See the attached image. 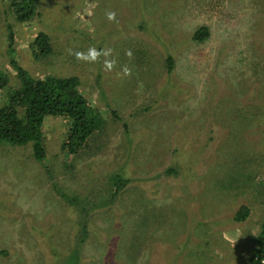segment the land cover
Instances as JSON below:
<instances>
[{
    "label": "rangeland",
    "instance_id": "374dc122",
    "mask_svg": "<svg viewBox=\"0 0 264 264\" xmlns=\"http://www.w3.org/2000/svg\"><path fill=\"white\" fill-rule=\"evenodd\" d=\"M11 58L77 77L101 123L67 154V121L46 118L44 164L0 141V264H248L264 221V0H39L26 23L0 0V107Z\"/></svg>",
    "mask_w": 264,
    "mask_h": 264
},
{
    "label": "trees",
    "instance_id": "16d2710c",
    "mask_svg": "<svg viewBox=\"0 0 264 264\" xmlns=\"http://www.w3.org/2000/svg\"><path fill=\"white\" fill-rule=\"evenodd\" d=\"M38 1L10 0L11 12L16 21L18 23L30 21L35 14ZM208 37L209 31L203 26L191 34L190 41L201 43ZM9 39L12 44L13 36L10 35ZM46 40L41 34L33 44L42 56L48 52ZM9 51L12 53L10 48ZM10 65L15 70L18 85L6 91V103L0 107V141L17 146L30 145L33 158L44 164L46 157L42 132L44 121L48 117H60L67 121L68 125L62 148L67 154H76L101 123L98 112L77 90L80 85L79 79L52 76L36 79L19 67L12 58ZM172 65V58L167 56V71H171ZM6 84L7 75L0 72V90L4 89ZM127 183L128 180L125 178L115 176L110 197L115 200ZM249 214L247 207H240L235 211L233 221L244 223ZM251 245L248 264H264V221L257 235L251 239Z\"/></svg>",
    "mask_w": 264,
    "mask_h": 264
},
{
    "label": "clouds",
    "instance_id": "9594fccd",
    "mask_svg": "<svg viewBox=\"0 0 264 264\" xmlns=\"http://www.w3.org/2000/svg\"><path fill=\"white\" fill-rule=\"evenodd\" d=\"M114 13H109L108 14V18L111 20L114 18ZM77 58L78 59H84V60H92V61H95L97 56L99 55V53L95 50V49H89V52H88V55L87 56H84L83 54L81 53H77ZM108 67H111V65H107Z\"/></svg>",
    "mask_w": 264,
    "mask_h": 264
},
{
    "label": "crops",
    "instance_id": "0c3cea01",
    "mask_svg": "<svg viewBox=\"0 0 264 264\" xmlns=\"http://www.w3.org/2000/svg\"><path fill=\"white\" fill-rule=\"evenodd\" d=\"M248 257H249V254H248L247 258H245V259H247V261H246V262H248ZM246 262H245V263H246Z\"/></svg>",
    "mask_w": 264,
    "mask_h": 264
},
{
    "label": "built area",
    "instance_id": "2783aa9c",
    "mask_svg": "<svg viewBox=\"0 0 264 264\" xmlns=\"http://www.w3.org/2000/svg\"><path fill=\"white\" fill-rule=\"evenodd\" d=\"M262 263H263V261H262Z\"/></svg>",
    "mask_w": 264,
    "mask_h": 264
}]
</instances>
